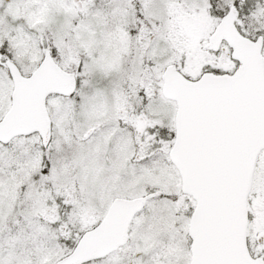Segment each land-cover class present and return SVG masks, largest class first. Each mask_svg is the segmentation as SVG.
Listing matches in <instances>:
<instances>
[{
  "label": "snow or ice",
  "instance_id": "1",
  "mask_svg": "<svg viewBox=\"0 0 264 264\" xmlns=\"http://www.w3.org/2000/svg\"><path fill=\"white\" fill-rule=\"evenodd\" d=\"M0 264H264V0H0Z\"/></svg>",
  "mask_w": 264,
  "mask_h": 264
}]
</instances>
